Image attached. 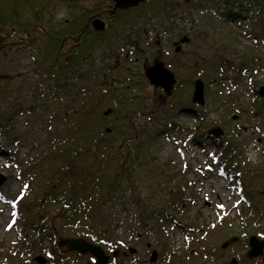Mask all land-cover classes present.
<instances>
[{
    "label": "trees",
    "instance_id": "obj_1",
    "mask_svg": "<svg viewBox=\"0 0 264 264\" xmlns=\"http://www.w3.org/2000/svg\"><path fill=\"white\" fill-rule=\"evenodd\" d=\"M60 3L68 5V13L64 19L54 21L49 14ZM103 3H109L106 10ZM213 6L222 7V18L227 22L252 21L260 28L264 27V18L257 19L264 16V0H147L136 7L117 10L113 8V0H101L92 7L80 4V0H0V57L3 58L4 52L10 48L35 47L37 36H43L44 43L35 48L39 52V60L33 56V61H36L33 62L34 70L50 81L55 90L63 92L65 109H62L59 133L53 143L51 139L47 141L42 156L30 171L33 179L27 180L14 199L19 238L26 240L32 234L35 241L48 242V264L87 263V257L62 248L59 245L61 238H84L101 246L110 255L109 264H124L126 257L123 253L139 237L129 240L131 237L119 236L113 228L118 227V223H112L113 218L107 209L116 203L122 184L128 182L133 186V181L147 172L145 164L150 163L145 145L148 139L153 138L149 133L142 134L136 120L149 88L144 72L146 63L165 54L164 47L171 48L175 42L181 46L184 38L189 39L184 45L191 44L194 38L199 40L200 33L189 32L192 29L187 27V15L192 14L193 9L203 12ZM180 9L186 16H182ZM160 13L164 15L162 20ZM172 15L176 18L171 19ZM104 16L107 17L106 27L97 31L93 21ZM148 24H152L157 37L161 36L162 29L167 28L168 35L163 40L159 38V45L155 42L143 45ZM20 34L27 35L28 44ZM227 38L230 46L240 42L231 31ZM250 39L259 41L262 36L252 34ZM248 50H235V55L241 57L237 59L238 68L234 69L239 77L245 74L256 77L264 69L262 60ZM199 51L195 48L190 54L196 56ZM216 59V66L208 73H203L202 63L188 67L189 73L192 72L189 79H201L205 94L215 100L219 97L211 86L220 80L218 70L222 63L221 58L217 56ZM239 77L229 78L230 82L236 84ZM4 81V76L0 75V86ZM176 95L173 89L172 94L166 97H171L172 102ZM253 110L256 116L261 114L259 107ZM197 114L204 116L202 109ZM3 116L8 123L10 118ZM6 124H2L3 129ZM213 129L200 128L193 135V140L204 149L214 150L212 156L219 165L221 176H229L240 185L239 193L248 205L244 211H251V220L261 211L259 189H255V183L262 179L264 170L255 173L257 178L251 177L249 172L244 175L236 173L237 167H232L231 160L233 135H228L226 140L225 137H216ZM0 136H5V131L2 130ZM8 147L5 142L0 151L12 162L14 152L6 151ZM179 192L177 189V193H169L172 209L176 200L181 198ZM151 216L157 217V222L162 221L160 226L163 227L172 222L179 225L181 219L165 210ZM226 227L232 233L244 232L240 227ZM201 232L208 235L210 231L204 229ZM40 246L38 243L36 247L43 251ZM165 246L158 245L163 253ZM116 253L117 258L114 256ZM168 253L172 264L186 258L191 262L197 260L190 257L191 252L190 255L182 254V250ZM12 260V264H24Z\"/></svg>",
    "mask_w": 264,
    "mask_h": 264
},
{
    "label": "rangeland",
    "instance_id": "obj_2",
    "mask_svg": "<svg viewBox=\"0 0 264 264\" xmlns=\"http://www.w3.org/2000/svg\"><path fill=\"white\" fill-rule=\"evenodd\" d=\"M100 1L80 0V4L92 7ZM108 4L103 3V9L106 10ZM67 6L60 3L49 15L54 21L64 19L68 13ZM221 8L207 7L203 12L193 9L192 14L187 15V27L192 29L189 32L201 34L199 40L194 38L191 44L182 47L175 42L171 48H163L165 54L146 63L145 68L162 61L173 72L177 95L176 100L170 102L171 97H166L163 89L149 83L147 98L136 120L142 134L149 133L153 138L148 139L145 145L150 163L145 164L147 172L133 181V186L128 182L122 184L116 203L107 209L113 218L112 223H118V227L113 228L119 236L131 237L129 240L139 237L129 244L137 253L126 251L125 264L138 261L150 264L153 251L158 252L157 264H172L168 252L181 250L182 254L190 255L191 252L190 257L197 260L191 262L186 258L177 260V264H231L233 259L237 264H254L246 260L264 264V255L253 260L247 257L248 239L251 236L264 239V176L255 183V189H259L261 194H258L261 211L250 220L251 211H244L247 202L239 193L240 185L229 176H221L219 165L212 156L214 150L204 149L193 140V135L202 127L220 128L223 130L222 138L234 137L231 160L232 167H237L236 173L244 175L249 172L251 177L257 178L255 173L264 170V99L257 93L258 85H264V69L256 77L250 74L239 77L234 71L240 57L235 55V50L249 49L264 63V27L260 28L252 21L227 22L222 18ZM179 12L186 16L181 9ZM162 14L159 15L161 20L164 18ZM170 17L176 18L175 15ZM262 18L264 16L257 17ZM101 20L107 24L106 16ZM146 28L143 45L154 42L159 45V38L163 40L168 35L167 28L162 29L160 37L152 30V24ZM229 31L239 38L236 46L228 43ZM252 34L261 35L262 39L253 41L250 39ZM20 36L28 44L27 35ZM42 43L44 37L40 35L35 47L10 48L4 52L3 58L0 57V75L5 78L0 86V132L5 131V136H0V146L7 142L9 147L6 151L14 152V158L9 162L0 151V173L7 177L6 183L0 187V264H12V259L24 264H37L34 258L38 254L49 263L47 252L50 244L35 241L32 234L26 240L20 239L14 217V199L27 180L33 179L30 171L42 156L47 141H55L64 108L63 92L55 90L50 81L34 70L33 62L39 60V52L35 48ZM178 47L180 51H177ZM195 48L200 50L196 56L190 54ZM33 56L36 61H33ZM217 56L222 60L218 70L220 80L211 89L217 91L219 99L205 94L204 106L194 103L195 81L189 79L192 72L189 73L188 67L202 63L203 73H208L216 66ZM249 64L246 61V65ZM236 77H239L237 83L232 84L229 78ZM254 107L261 109L259 116L253 113ZM201 109L204 116L197 114ZM3 115L10 118L8 123L3 120ZM2 124H6V128L3 129ZM177 189L181 198L176 200L172 209L169 193H177ZM160 210L181 218L180 224L172 222L165 227L160 226L162 221L157 222L158 218L151 216ZM227 225L243 228L244 232L232 233ZM204 229L210 231L208 235L201 232ZM234 238L237 241L233 242ZM38 243L43 251L36 247ZM225 243L227 247L223 248ZM159 244L167 245L162 249L165 254L159 249Z\"/></svg>",
    "mask_w": 264,
    "mask_h": 264
},
{
    "label": "water",
    "instance_id": "obj_3",
    "mask_svg": "<svg viewBox=\"0 0 264 264\" xmlns=\"http://www.w3.org/2000/svg\"><path fill=\"white\" fill-rule=\"evenodd\" d=\"M146 0H113L114 10L117 9H126L138 6L140 3L145 2ZM93 27L97 30H104L106 24L100 18H97L93 21ZM177 51H180V47L177 48ZM145 76L149 83L154 87H160L163 89L166 95L170 96L173 92L174 85L176 83L175 76L171 70H169L162 61H157L153 65L145 68ZM205 85L201 79H197L194 82V93L192 100L194 103L204 106L205 105ZM260 97L264 99V85H261L257 92ZM212 133L216 137H221L223 135V130L220 128L213 129ZM7 181V177L0 173V187H2ZM233 242L237 241L236 238L232 239ZM60 246L66 247L70 252H77L79 254H89L94 259V263L88 264H109L110 256L106 254L105 250L98 245H94L89 241L78 238H66L61 239L59 242ZM249 251L247 253L248 259H256L264 255V240L257 237L251 236L248 240ZM227 244L223 245V248H226ZM129 252L136 254L137 251L134 248H129ZM126 255V253H124ZM115 256H118L117 254ZM158 259V252L153 251L151 254L150 261L152 263L156 262ZM34 261L37 264H47V259L42 255H39L34 258ZM231 264H237V260L233 259Z\"/></svg>",
    "mask_w": 264,
    "mask_h": 264
},
{
    "label": "bare ground",
    "instance_id": "obj_4",
    "mask_svg": "<svg viewBox=\"0 0 264 264\" xmlns=\"http://www.w3.org/2000/svg\"><path fill=\"white\" fill-rule=\"evenodd\" d=\"M188 41H189L188 38H184V39H182V40H181V46L184 45V44H186V43H188ZM75 253H77V252H75ZM78 254H79V253H78ZM79 255H82V256L87 257V258H86L87 262H89V261H93V260H94L93 257H92L91 255H89V254H79ZM115 257L117 258V256H115ZM170 259H171V258H170ZM169 261H170V260H169Z\"/></svg>",
    "mask_w": 264,
    "mask_h": 264
},
{
    "label": "flooded vegetation",
    "instance_id": "obj_5",
    "mask_svg": "<svg viewBox=\"0 0 264 264\" xmlns=\"http://www.w3.org/2000/svg\"><path fill=\"white\" fill-rule=\"evenodd\" d=\"M63 248H65V247H63ZM147 250H149V249H147ZM94 259V258H93ZM95 262V259L93 260V261H89V262H87L86 264H88V263H94ZM140 262V263H139ZM124 264H125V261H124ZM135 264H146V261H138L137 263H135ZM148 264V263H147ZM150 264H157V262H154V263H152V262H150Z\"/></svg>",
    "mask_w": 264,
    "mask_h": 264
}]
</instances>
